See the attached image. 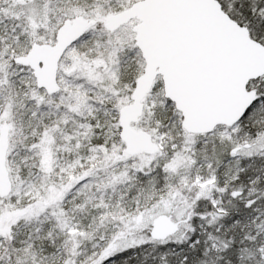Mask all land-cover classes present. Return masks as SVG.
Here are the masks:
<instances>
[{"label": "snow or ice", "instance_id": "obj_1", "mask_svg": "<svg viewBox=\"0 0 264 264\" xmlns=\"http://www.w3.org/2000/svg\"><path fill=\"white\" fill-rule=\"evenodd\" d=\"M0 264H264V0H0Z\"/></svg>", "mask_w": 264, "mask_h": 264}]
</instances>
